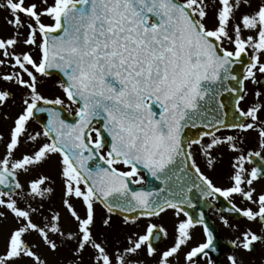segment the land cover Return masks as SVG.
<instances>
[{
    "label": "snow or ice",
    "instance_id": "6c2138e0",
    "mask_svg": "<svg viewBox=\"0 0 264 264\" xmlns=\"http://www.w3.org/2000/svg\"><path fill=\"white\" fill-rule=\"evenodd\" d=\"M0 264H264V0H0Z\"/></svg>",
    "mask_w": 264,
    "mask_h": 264
},
{
    "label": "flooded vegetation",
    "instance_id": "af4514ba",
    "mask_svg": "<svg viewBox=\"0 0 264 264\" xmlns=\"http://www.w3.org/2000/svg\"><path fill=\"white\" fill-rule=\"evenodd\" d=\"M206 211H207V214H208V216L210 218V221L212 223H217V219H216L217 214L215 213V211L214 210H210V209L206 210ZM219 235L222 236V237H225V236L228 235V233L223 228H221L220 232H219Z\"/></svg>",
    "mask_w": 264,
    "mask_h": 264
}]
</instances>
